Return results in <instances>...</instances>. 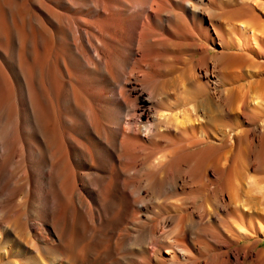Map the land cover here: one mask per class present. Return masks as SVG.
I'll use <instances>...</instances> for the list:
<instances>
[{
  "label": "bare ground",
  "instance_id": "obj_1",
  "mask_svg": "<svg viewBox=\"0 0 264 264\" xmlns=\"http://www.w3.org/2000/svg\"><path fill=\"white\" fill-rule=\"evenodd\" d=\"M264 0H0V264H264Z\"/></svg>",
  "mask_w": 264,
  "mask_h": 264
},
{
  "label": "rangeland",
  "instance_id": "obj_2",
  "mask_svg": "<svg viewBox=\"0 0 264 264\" xmlns=\"http://www.w3.org/2000/svg\"><path fill=\"white\" fill-rule=\"evenodd\" d=\"M262 246H264V243H263V245Z\"/></svg>",
  "mask_w": 264,
  "mask_h": 264
}]
</instances>
